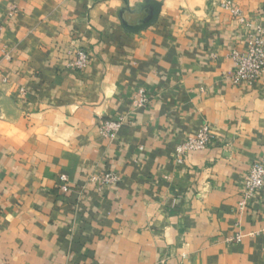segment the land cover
I'll return each mask as SVG.
<instances>
[{
    "label": "crops",
    "instance_id": "1",
    "mask_svg": "<svg viewBox=\"0 0 264 264\" xmlns=\"http://www.w3.org/2000/svg\"><path fill=\"white\" fill-rule=\"evenodd\" d=\"M220 1L0 0V264H264L261 194L238 211L264 157V74L231 82L246 28ZM228 1L264 27V0ZM203 123L211 144L177 163ZM106 172L119 182L87 179Z\"/></svg>",
    "mask_w": 264,
    "mask_h": 264
},
{
    "label": "built area",
    "instance_id": "2",
    "mask_svg": "<svg viewBox=\"0 0 264 264\" xmlns=\"http://www.w3.org/2000/svg\"><path fill=\"white\" fill-rule=\"evenodd\" d=\"M223 9H230L233 16L239 19L246 28L247 49L244 52L237 50L231 51V58L234 62V68L230 73L231 82L234 85L241 83H253L262 74H264V27L257 24L253 25L250 21H244L241 12L238 9H231L230 3L224 0L220 3ZM66 66L74 70H82L90 63V56L85 49L75 47L67 51ZM148 102V96L144 89H138L132 98L134 107H143ZM127 123L126 114H120L110 119H100L98 121L99 134L107 139H114L117 132ZM212 142V135L209 126L203 123L198 132L188 137L184 142L176 147V162L181 163L185 156L190 152L200 151L208 147ZM88 181L97 185L101 189L105 185H112L119 182V176L114 172L103 174H90ZM59 189L66 193L70 190V183L67 175H59ZM257 193L261 194L264 202V157H260L253 162L248 170L242 197L238 202V211L242 213L248 201ZM242 235L236 233L229 237L228 241H240Z\"/></svg>",
    "mask_w": 264,
    "mask_h": 264
},
{
    "label": "rangeland",
    "instance_id": "3",
    "mask_svg": "<svg viewBox=\"0 0 264 264\" xmlns=\"http://www.w3.org/2000/svg\"><path fill=\"white\" fill-rule=\"evenodd\" d=\"M222 1H223V0H221V1L218 3L219 7H220V3H221ZM224 1H225V2L227 1V2L230 3V8H231V9H237V8H235V7L231 4L230 1H228V0H224ZM222 9H223V8H222ZM225 10L229 11V13L233 16V14L231 13L230 9H229V10H228V9H225ZM238 10H239V9H238ZM239 11H240V10H239ZM240 12H241V11H240ZM241 16L243 17L242 13H241ZM233 17L239 21V19H238L237 17H235V16H233ZM243 19H244V21H246L244 17H243Z\"/></svg>",
    "mask_w": 264,
    "mask_h": 264
}]
</instances>
